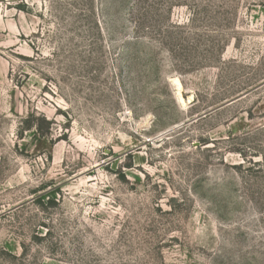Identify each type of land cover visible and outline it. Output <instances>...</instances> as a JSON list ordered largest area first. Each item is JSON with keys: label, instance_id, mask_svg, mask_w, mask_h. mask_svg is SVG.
Masks as SVG:
<instances>
[{"label": "rangeland", "instance_id": "1", "mask_svg": "<svg viewBox=\"0 0 264 264\" xmlns=\"http://www.w3.org/2000/svg\"><path fill=\"white\" fill-rule=\"evenodd\" d=\"M0 264H264V0H0Z\"/></svg>", "mask_w": 264, "mask_h": 264}]
</instances>
